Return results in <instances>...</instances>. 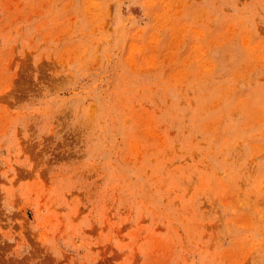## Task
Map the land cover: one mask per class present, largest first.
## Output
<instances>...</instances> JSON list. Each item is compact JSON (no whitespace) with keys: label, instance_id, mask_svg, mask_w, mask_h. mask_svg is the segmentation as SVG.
<instances>
[{"label":"rangeland","instance_id":"374dc122","mask_svg":"<svg viewBox=\"0 0 264 264\" xmlns=\"http://www.w3.org/2000/svg\"><path fill=\"white\" fill-rule=\"evenodd\" d=\"M0 264H264V0H0Z\"/></svg>","mask_w":264,"mask_h":264}]
</instances>
